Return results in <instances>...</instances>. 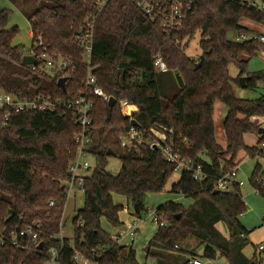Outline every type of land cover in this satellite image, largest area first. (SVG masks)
Wrapping results in <instances>:
<instances>
[{"label":"trees","instance_id":"trees-1","mask_svg":"<svg viewBox=\"0 0 264 264\" xmlns=\"http://www.w3.org/2000/svg\"><path fill=\"white\" fill-rule=\"evenodd\" d=\"M11 1L20 4L30 23V49L37 42L38 53L68 56L75 71L68 76L64 90L58 85L59 77L24 65L22 47L14 44L19 28L9 26V11L2 10L0 90L20 98L44 94L52 99H75L84 89L87 71L74 37L85 26L86 18L97 12V0ZM255 1L193 0L182 26L169 30L149 19L134 0L107 1L95 22L93 64L100 86L117 99V104L109 119L108 101L93 97L90 152L95 167L85 178V202L73 217L72 240L62 238L60 233L68 201V168L78 150L75 135L81 130L75 113L65 109L20 111L6 118V110L0 108V264H46L52 248L57 252L56 264H82V260L140 264L132 243H115L102 227V219L107 217L115 228L122 225L120 212L124 207L114 201V194L126 197L133 214L139 217L145 210L147 194L163 191L174 167L159 147L151 149L143 143L122 147L120 171L112 174L107 170L109 148L116 152L113 144L120 145V134L130 129L133 120L149 141L153 129L162 131L166 141H172L183 156L201 163L209 172L201 181L189 172L180 174L171 192L182 194L192 203L186 208L168 201L157 207L156 212L167 218V224L159 227L149 241L147 257L157 264H190L194 258L259 264L244 254L251 230L241 220L247 210L241 189L214 192L221 163L230 169L237 164L241 151L256 158L258 144L264 139L260 136L254 145L245 141L246 134L261 127L264 94L256 99L239 98L234 90L239 77L230 74V66L235 65L240 76H249L246 88L264 83V71H247L250 59L264 50V42L236 40L241 34L254 33L242 20L264 25V11L254 5ZM197 33L201 52L190 57L186 49ZM244 54L247 60L241 58ZM158 55L167 63L168 72L156 71ZM122 100L139 107L132 120L122 113ZM216 101L228 108L223 122L225 148L215 136ZM110 133L117 137L113 144L107 141ZM251 183L264 195V163L259 160ZM135 205L140 208L139 214ZM35 222L42 226L37 245L19 235L21 229ZM220 223L227 235L218 228ZM14 237L19 246L13 244ZM190 239L197 241L196 247L190 245ZM201 247L203 251L198 253L196 249Z\"/></svg>","mask_w":264,"mask_h":264},{"label":"built area","instance_id":"built-area-1","mask_svg":"<svg viewBox=\"0 0 264 264\" xmlns=\"http://www.w3.org/2000/svg\"><path fill=\"white\" fill-rule=\"evenodd\" d=\"M108 0H97V12L86 18L85 26L76 33L74 42L82 49V59L86 67V78L84 81V89L73 100L52 99L44 94H37L32 98H20L19 96L0 90V108L6 110L5 117L8 118L13 112L20 111H44L55 112L59 109L73 111L76 115V120L80 124L81 130L75 135V141L78 144L77 154L74 160L71 161L68 168V179L66 181V193L69 198L72 191L80 190L83 192L85 178L90 174L95 167L90 162L89 157L92 156L90 152V145L92 143L91 127L93 123L92 112L94 109L93 97H102L108 101V96L98 82V77L95 74V66L93 64L94 53V35L95 22L100 14L102 8ZM193 0H134L136 6L153 22L166 30L179 29L182 26L184 19L187 17L192 8ZM254 3L260 10L264 11V3ZM249 39H256L264 42V35L259 33H244L236 38L238 41H245ZM37 42H34L33 48L30 49L29 55L35 58V64H32V69H37V64L40 62L42 71L50 74L53 77L69 76L75 71L73 60L68 56H51L46 53H38L36 49ZM36 65V66H35ZM155 69L157 72H168V65L161 56L155 58ZM121 111L123 115L128 116L132 120L134 112L139 110L137 105L131 104L126 100L120 101ZM126 106H131L129 111H126ZM6 123V122H4ZM261 127H264V120ZM154 130V129H153ZM152 130V131H153ZM172 131V130H171ZM264 137V133L261 134ZM121 147H130L147 143L151 149L159 147L163 157L174 167V172L178 171L189 172L193 175L195 180H203L209 176V172L204 170L201 163L194 161L182 155L181 150L174 146L173 142L166 141V134L162 132V138L156 141H149L139 127L131 124L130 129L126 133L119 136ZM264 158V139L258 144L256 158ZM240 163L235 164L230 169H225V165L221 163V175L215 180L214 189L222 192H235L238 188L241 189L244 181L239 179ZM54 205V202H51ZM151 220L157 223L158 227H163L167 224L166 220L156 212V209L151 214ZM138 217H134L131 221L126 223L120 230L111 235L115 243L122 244L126 240L133 241L140 231L141 222ZM42 231L41 223L35 222L27 225L20 230L19 235L27 238L28 243L34 245L38 244L39 235ZM14 237L13 244L19 246V242ZM0 243H3V238L0 235ZM256 253L264 259V241L257 244ZM57 252L50 249V259L52 263L56 264ZM78 259V256L75 257ZM87 262V260H86ZM190 264H204L199 258H194ZM215 264H220L216 262Z\"/></svg>","mask_w":264,"mask_h":264},{"label":"rangeland","instance_id":"rangeland-1","mask_svg":"<svg viewBox=\"0 0 264 264\" xmlns=\"http://www.w3.org/2000/svg\"><path fill=\"white\" fill-rule=\"evenodd\" d=\"M257 2H261V1L257 0ZM2 10L9 11V26H17L19 28V33L15 37L14 44L20 45L22 47V52L24 53V55H29L32 44L31 26L27 17L21 11L20 4L13 3L11 0H0V11ZM241 23L243 25L248 26L251 29H254L255 31L264 33V25H259L249 20H242ZM199 43H200V34L197 33L190 42L188 48L186 49V53L190 57L199 56L201 52ZM241 58L247 60L248 56L244 54L242 55ZM41 68L42 65L40 64V62H38L37 69H41ZM247 71L249 73H257L260 71H264V50H261L256 56L250 59L249 64L247 66ZM230 74L234 78L240 77L239 75L240 70L235 65H231ZM234 90L239 98L256 99L264 94V83L259 84L254 89L242 87L240 83L239 84L234 83ZM227 112H228V108L224 105V103H222L221 101H216L214 103L215 136L219 145H221L224 148L227 146V140L225 136L223 122L225 120V117L227 116ZM260 120L262 124L264 118H261ZM260 136L261 134H259L258 132L246 134L245 135L246 144L247 145L256 144ZM116 138L117 137L115 134L110 133L108 135L107 141L109 144H113ZM152 138L153 139H151V141H156L159 138H162V131L154 129L152 132ZM113 146L116 149L117 155L109 156L107 170L112 174H117L122 167V161L120 158L122 147L120 145H114V144ZM204 158L207 160L206 157ZM89 159L90 162L94 165L95 158L93 156H90ZM257 160H259L262 164L264 163L262 158H250L249 156L246 155L245 151H241L238 155V161H237V163H240L239 179L244 181V185L241 188V192L244 201L247 205V210L242 215L241 220L242 223L248 229H254V230L259 229L261 224H263V218H264V195H262L259 190L255 189L251 183L252 171ZM179 176L180 173L178 171H175L174 174L169 179V181L167 182V184L165 185L163 191L159 193L151 192L147 194L145 199V210L141 213L139 217L133 214V206L131 203L128 202L126 197L118 194L114 195V201L117 204L122 205L124 207V209L120 212L121 219L126 223L131 221L134 217H138L139 218L138 220L141 222L140 231L137 234V236L134 238V240L133 241L126 240L123 243V244L132 243L133 248L135 249L137 254V259L140 262V264H157L154 258L147 257L146 254V248L148 246V243L159 228L157 223L151 220L150 216L152 212L155 209H157L158 206L168 201L182 203L186 208H188L191 205L190 200H188V198L186 199L183 195L171 192L172 185L179 179ZM84 202H85V196L82 191L80 190L72 191L71 195L68 198L67 204L64 207V211L62 213V222L63 225L65 224L62 229V232L60 233V236L62 238H69L70 240H72L74 234V227L72 220L76 214V211L84 206ZM161 216L167 222V218L163 215ZM102 227L109 234H114L115 232L118 231L117 229H115V227L111 225L107 217H104L102 219ZM218 228L225 235H227L228 232L223 226V224L221 223L218 224ZM118 229L120 230L121 227ZM259 235H261V232L256 231L255 236H259ZM189 243L192 247L197 246V241L195 239H190ZM196 251L198 253H202L203 248L202 247L197 248ZM215 263L216 261H208V260L205 262V264H215ZM219 263L229 264L225 258H220ZM46 264H54V263L48 261ZM82 264H93V263H89L88 261L86 262V260H82Z\"/></svg>","mask_w":264,"mask_h":264},{"label":"water","instance_id":"water-1","mask_svg":"<svg viewBox=\"0 0 264 264\" xmlns=\"http://www.w3.org/2000/svg\"><path fill=\"white\" fill-rule=\"evenodd\" d=\"M22 63L24 65H31V64L35 63V58L33 56H31V55H24L23 59H22ZM199 66H200V63H198L196 65V68H198ZM248 80H249V76H247V75H242V76L239 77V82H240L242 87H246L247 86V81ZM67 81H68V77L67 76L61 77V78L58 79V85L62 89L66 90ZM116 104H117V99L115 97H113V96L110 97V99L107 102V114H108V118L109 119L111 118L113 109L116 106ZM131 123H132V125L139 127V123L137 121L133 120ZM258 133L259 134H263L264 133V128L260 127L259 130H258ZM108 154L113 156V155H116V152L112 148H109ZM214 192L218 193L219 191L218 190H214ZM135 211H136L137 214L140 213V208H139L138 205H135Z\"/></svg>","mask_w":264,"mask_h":264},{"label":"crops","instance_id":"crops-1","mask_svg":"<svg viewBox=\"0 0 264 264\" xmlns=\"http://www.w3.org/2000/svg\"><path fill=\"white\" fill-rule=\"evenodd\" d=\"M246 26V25H245ZM248 27V26H247ZM251 29V28H250ZM251 30H253V32H255V33H259V34H263L264 35V33H260V32H258V31H255L254 29H251ZM254 145V144H253ZM179 194V193H178ZM115 195V194H114ZM114 195H113V198H114ZM180 195H182V194H180ZM185 197V196H184ZM186 198V197H185ZM187 199V198H186ZM188 200H190V199H188ZM192 203V201L190 200V204ZM182 204V203H181ZM132 216H133V214H132ZM120 219H121V217H120ZM121 221H122V226H120L121 228L126 224V223H128V222H126L125 223V221H123L122 219H121ZM120 227H118V228H120ZM118 228H115V229H117V230H119ZM247 228V227H246ZM248 229V228H247ZM248 230H251V232L249 233V235H248V239H249V244H248V246L244 249V254L248 257V258H255L258 262H259V264H264V259H261L258 255H257V253H256V246H257V244H259V243H261V242H263L264 241V218H263V224H261V226L259 227V229H257V230H254V229H248ZM256 231H260L261 232V235H259V236H255V233H256ZM112 235V234H111ZM207 261V260H206ZM205 261V262H206ZM208 261H210V260H208ZM205 262H204V264H205Z\"/></svg>","mask_w":264,"mask_h":264},{"label":"bare ground","instance_id":"bare-ground-1","mask_svg":"<svg viewBox=\"0 0 264 264\" xmlns=\"http://www.w3.org/2000/svg\"><path fill=\"white\" fill-rule=\"evenodd\" d=\"M126 111H129L131 109V106H126Z\"/></svg>","mask_w":264,"mask_h":264}]
</instances>
